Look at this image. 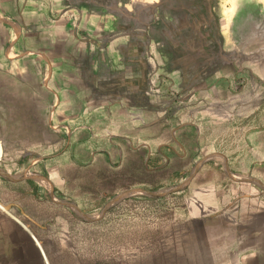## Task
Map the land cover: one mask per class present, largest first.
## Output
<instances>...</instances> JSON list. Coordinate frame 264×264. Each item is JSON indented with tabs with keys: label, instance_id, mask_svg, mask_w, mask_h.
<instances>
[{
	"label": "crops",
	"instance_id": "1",
	"mask_svg": "<svg viewBox=\"0 0 264 264\" xmlns=\"http://www.w3.org/2000/svg\"><path fill=\"white\" fill-rule=\"evenodd\" d=\"M224 1L0 0V264L40 256L80 163L105 192L205 187L193 218L216 209L230 261L264 264V0Z\"/></svg>",
	"mask_w": 264,
	"mask_h": 264
},
{
	"label": "rangeland",
	"instance_id": "2",
	"mask_svg": "<svg viewBox=\"0 0 264 264\" xmlns=\"http://www.w3.org/2000/svg\"><path fill=\"white\" fill-rule=\"evenodd\" d=\"M217 2L225 4L224 0ZM77 169L76 193L66 189L62 196L73 208L50 205L39 216L44 227L38 238L47 264H235L228 254L235 243L229 239L232 225L218 224L216 209L209 208L204 219L193 218L196 214L189 211L192 201L208 199L205 187L193 193L161 194L172 176L142 175L149 180L145 187L136 186L132 176H124L118 177L122 183L119 189L105 192L104 180L102 184L100 177L92 178L83 163ZM116 179L107 178L109 183ZM133 188L158 194L127 193L102 216L108 201ZM5 258L12 264H46L41 253Z\"/></svg>",
	"mask_w": 264,
	"mask_h": 264
},
{
	"label": "water",
	"instance_id": "3",
	"mask_svg": "<svg viewBox=\"0 0 264 264\" xmlns=\"http://www.w3.org/2000/svg\"><path fill=\"white\" fill-rule=\"evenodd\" d=\"M173 189H175V188H173ZM171 190H172V189L161 191V194L164 193V192H170ZM133 192H144V193L153 194V195H154V194H158V193H154V192H148V191H146V190H144V189H142V188H133V189H131V190L128 191V192H124V193H121V194L115 196L111 201H108V202L105 204L104 208H103L102 216L106 213L108 207H109L114 201H116L117 199H119V198L122 197L123 195H126L127 193H133ZM50 194H51L52 199H54V196H53L52 192H50ZM63 204L69 206L70 208H73V206H72L71 204H69V203L64 202ZM0 206H1L3 209H5V210H8L9 207H10V205H7V204H5V205H1V204H0ZM74 208H75V206H74ZM88 219H89V220H94V219H98V217H97V218L88 217ZM37 244H38V243H37ZM39 248H40V247H39ZM41 254H43L42 251H41Z\"/></svg>",
	"mask_w": 264,
	"mask_h": 264
},
{
	"label": "trees",
	"instance_id": "4",
	"mask_svg": "<svg viewBox=\"0 0 264 264\" xmlns=\"http://www.w3.org/2000/svg\"><path fill=\"white\" fill-rule=\"evenodd\" d=\"M189 134L191 135V137L193 136V133H194V130L193 129H189ZM187 134H188V132H187ZM189 135V136H190ZM159 153H161L165 158H166V156H167V153H165V152H163V151H161V150H159ZM145 163H147V162H145ZM55 194H57L56 192H55Z\"/></svg>",
	"mask_w": 264,
	"mask_h": 264
},
{
	"label": "bare ground",
	"instance_id": "5",
	"mask_svg": "<svg viewBox=\"0 0 264 264\" xmlns=\"http://www.w3.org/2000/svg\"><path fill=\"white\" fill-rule=\"evenodd\" d=\"M37 243V242H36ZM41 249V248H40ZM42 251V250H41ZM42 255V257L44 258V261H45V263L47 264V262H46V256L44 255V253L43 254H41Z\"/></svg>",
	"mask_w": 264,
	"mask_h": 264
}]
</instances>
